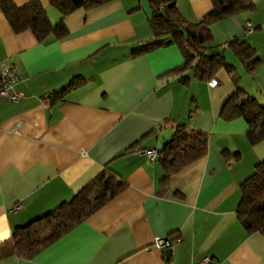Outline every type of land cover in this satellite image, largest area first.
<instances>
[{
  "label": "crops",
  "instance_id": "0c3cea01",
  "mask_svg": "<svg viewBox=\"0 0 264 264\" xmlns=\"http://www.w3.org/2000/svg\"><path fill=\"white\" fill-rule=\"evenodd\" d=\"M40 1L58 24L51 0ZM249 1L252 11L211 26L212 45L230 66L212 78L214 89L191 70L173 73L183 64L174 45L132 55L153 39L148 0L78 9L63 19L65 37L42 42L15 34L0 12V64L21 77V101L0 98V264H189L207 256L264 264V234H248L236 216L241 184L264 161V140L251 145L243 119L221 117L238 89L264 106V0ZM175 3L189 23L213 8L211 0ZM232 41L255 51L252 72ZM178 126L206 136L207 153L163 181L158 158L143 152L158 154ZM105 169L126 184L119 195L34 259L16 255L15 229L69 202ZM166 238L169 258L154 247Z\"/></svg>",
  "mask_w": 264,
  "mask_h": 264
},
{
  "label": "trees",
  "instance_id": "16d2710c",
  "mask_svg": "<svg viewBox=\"0 0 264 264\" xmlns=\"http://www.w3.org/2000/svg\"><path fill=\"white\" fill-rule=\"evenodd\" d=\"M110 0H51L50 5L62 17L53 25L40 0H28L24 8L11 1L0 2V12L15 34L30 31L39 42L48 37L62 39L68 33L63 19L78 9H93ZM151 9L149 25L153 39L132 50L133 56L174 45L180 51L183 64L173 73L191 70L195 77L210 81L222 68H230L223 53L212 45L211 26L253 10L249 0H211L212 11L197 23H189L180 14L175 0H148ZM228 47L250 72L259 63L255 51L245 42L232 41ZM70 85L67 90L71 89ZM64 91L65 92H67ZM221 117L226 120L241 118L247 126V139L251 145L264 140V106L242 90H237L225 103ZM207 137L189 134L184 126L175 128L173 139L162 148L157 158L164 171L163 181L177 174L207 153ZM225 156H229L224 153ZM238 159L239 155H232ZM126 184L105 169L69 202L30 224L14 230L11 243L16 255L32 260L53 243L64 237L111 199L119 195ZM241 198L236 216L248 234H264V161L259 162L253 174L240 187ZM3 254L0 250V260Z\"/></svg>",
  "mask_w": 264,
  "mask_h": 264
},
{
  "label": "built area",
  "instance_id": "2783aa9c",
  "mask_svg": "<svg viewBox=\"0 0 264 264\" xmlns=\"http://www.w3.org/2000/svg\"><path fill=\"white\" fill-rule=\"evenodd\" d=\"M253 29L248 25L246 33L249 34ZM227 47V45H225ZM21 82V77L18 74L17 69L14 66L7 65L5 63L0 64V98L6 99L12 103H19L21 97L14 92V88ZM210 89L217 87L218 82L215 79H211L207 83ZM141 154V153H140ZM144 155L154 160L157 156L156 151H144ZM20 210V207H14L13 211ZM170 246V239H156L154 247L157 249H166ZM189 264H221L215 258L207 256L199 261H194Z\"/></svg>",
  "mask_w": 264,
  "mask_h": 264
},
{
  "label": "water",
  "instance_id": "95a60500",
  "mask_svg": "<svg viewBox=\"0 0 264 264\" xmlns=\"http://www.w3.org/2000/svg\"><path fill=\"white\" fill-rule=\"evenodd\" d=\"M170 142H171V141L164 143V144L162 145V147H165V146H166L167 144H169ZM171 253H172V249H171L170 246H168V247L166 248V250H165V255H166V257L169 258V256H170Z\"/></svg>",
  "mask_w": 264,
  "mask_h": 264
},
{
  "label": "rangeland",
  "instance_id": "374dc122",
  "mask_svg": "<svg viewBox=\"0 0 264 264\" xmlns=\"http://www.w3.org/2000/svg\"><path fill=\"white\" fill-rule=\"evenodd\" d=\"M162 146V145H161Z\"/></svg>",
  "mask_w": 264,
  "mask_h": 264
}]
</instances>
